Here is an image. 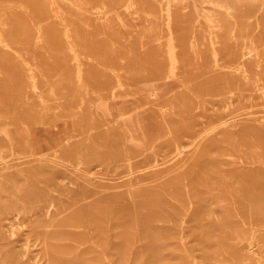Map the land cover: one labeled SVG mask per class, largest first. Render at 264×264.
Masks as SVG:
<instances>
[{
  "label": "rangeland",
  "instance_id": "374dc122",
  "mask_svg": "<svg viewBox=\"0 0 264 264\" xmlns=\"http://www.w3.org/2000/svg\"><path fill=\"white\" fill-rule=\"evenodd\" d=\"M0 264H264V0H0Z\"/></svg>",
  "mask_w": 264,
  "mask_h": 264
},
{
  "label": "bare ground",
  "instance_id": "6f19581e",
  "mask_svg": "<svg viewBox=\"0 0 264 264\" xmlns=\"http://www.w3.org/2000/svg\"><path fill=\"white\" fill-rule=\"evenodd\" d=\"M255 56H256V53L254 54L253 52H249V54L247 56V58H248L247 64H250L253 61ZM123 119H124V117L122 116L120 120H123Z\"/></svg>",
  "mask_w": 264,
  "mask_h": 264
}]
</instances>
